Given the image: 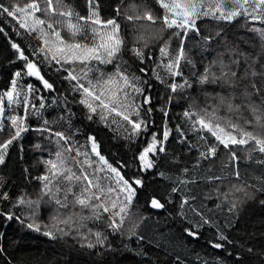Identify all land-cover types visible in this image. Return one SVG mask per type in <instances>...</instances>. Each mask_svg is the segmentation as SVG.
I'll list each match as a JSON object with an SVG mask.
<instances>
[{
	"label": "snow or ice",
	"instance_id": "6c2138e0",
	"mask_svg": "<svg viewBox=\"0 0 264 264\" xmlns=\"http://www.w3.org/2000/svg\"><path fill=\"white\" fill-rule=\"evenodd\" d=\"M241 21L251 50L228 37ZM0 39V166L30 133L40 153L15 195L0 173V222L141 264L150 247L164 264H264V218L232 236L249 203L264 212V0H0ZM242 160L261 171L242 177ZM10 248L0 264H27Z\"/></svg>",
	"mask_w": 264,
	"mask_h": 264
},
{
	"label": "trees",
	"instance_id": "16d2710c",
	"mask_svg": "<svg viewBox=\"0 0 264 264\" xmlns=\"http://www.w3.org/2000/svg\"><path fill=\"white\" fill-rule=\"evenodd\" d=\"M145 2V0H126V3H135L136 5H140ZM243 21L241 24H238V28H232L228 34L230 40H233L241 48H248L251 50V38L250 35L245 32L242 27ZM190 44L194 43L193 41L189 42ZM5 41L0 39V53H4ZM214 55L212 52H204L203 56L208 57L209 59ZM2 59V56H0ZM197 61L199 62L201 57L199 55L196 56ZM8 69L5 67L4 69H0V87L4 85L6 82ZM192 91L193 95L199 96L200 101L204 102V97L199 95L194 89ZM211 91V89H209ZM181 109L179 107H173V113L180 112ZM159 123V121H158ZM39 137L36 133H30L27 136V140H25V153H24V161L20 162L19 157L17 155H13L9 160L7 166H0V173H7L13 179L12 187L15 191H19L18 185L23 183L21 177V171L24 167H33L36 164V161L40 157V153H34L31 147L32 143H36ZM174 147L173 144L169 145L171 149ZM113 152H120L123 154V149H120L119 146L112 148ZM241 175L242 177H250L253 173H258L261 169L252 162L245 166V161H241ZM217 174L220 173L219 167L216 168ZM31 188H29L30 191ZM264 218V212L261 209L249 203L246 209L243 211L240 219V231L233 232L232 236L234 239H244L243 231L246 229L247 231H252L253 225L256 226L257 231L260 230V220ZM163 226V214L161 216V227ZM0 233H4L2 237H0V244L9 245L12 243V250L14 248V255L23 258L27 261V264H35V261L32 259L33 257L36 260L40 261V264H141V257L135 255L134 251H125L122 247L118 246V250L108 253L104 257H98L95 253L90 252L87 249H81L78 245L72 241L71 238H67L65 240H49L47 237L43 235L28 231L25 228L20 227L16 222H12L10 226L3 224L0 222ZM151 234V232H149ZM118 245V242H116ZM19 245L16 247L15 245ZM134 247V244H133ZM189 248H195L197 252H200L202 255L204 253H208L209 258L212 257L213 254L224 255L221 250H213L206 246H204L203 241H199L198 243L191 244L188 246ZM148 251L151 253V261L152 264H164L166 260V256L164 252L157 251L154 248H149ZM191 256V253H185ZM194 258V257H193ZM230 264V262H229Z\"/></svg>",
	"mask_w": 264,
	"mask_h": 264
},
{
	"label": "rangeland",
	"instance_id": "374dc122",
	"mask_svg": "<svg viewBox=\"0 0 264 264\" xmlns=\"http://www.w3.org/2000/svg\"><path fill=\"white\" fill-rule=\"evenodd\" d=\"M239 26L238 25H236L234 28H238ZM229 34V33H228ZM10 191L15 195L18 191H15L14 189H13V187H11L10 188ZM29 192H32V189H30V191ZM73 241V240H72Z\"/></svg>",
	"mask_w": 264,
	"mask_h": 264
}]
</instances>
